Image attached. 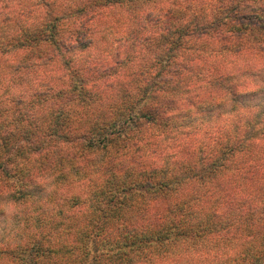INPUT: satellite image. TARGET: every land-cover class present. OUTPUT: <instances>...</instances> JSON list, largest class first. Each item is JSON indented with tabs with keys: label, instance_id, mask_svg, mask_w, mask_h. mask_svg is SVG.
<instances>
[{
	"label": "clouds",
	"instance_id": "obj_1",
	"mask_svg": "<svg viewBox=\"0 0 264 264\" xmlns=\"http://www.w3.org/2000/svg\"><path fill=\"white\" fill-rule=\"evenodd\" d=\"M0 264H264V0H0Z\"/></svg>",
	"mask_w": 264,
	"mask_h": 264
}]
</instances>
